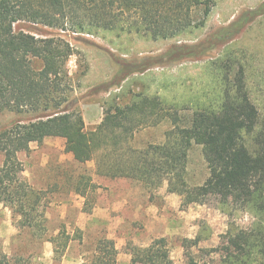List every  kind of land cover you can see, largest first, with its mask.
<instances>
[{"label": "trees", "instance_id": "1", "mask_svg": "<svg viewBox=\"0 0 264 264\" xmlns=\"http://www.w3.org/2000/svg\"><path fill=\"white\" fill-rule=\"evenodd\" d=\"M214 6L215 0H0V114L12 112L19 118L0 131V203L18 214L23 226L41 237L46 230L45 217L37 212L39 195L20 180L24 167L18 154L29 151L32 143L58 137L65 139V151L75 160L94 161L99 176L129 178L150 192L167 184V192L180 196L238 202L255 221L249 229L232 230L222 264H264V121L241 62L231 55L223 59V99L215 108L185 115L159 95L140 94L130 104L108 107L102 122L87 130L71 98L74 88L67 63L76 53L72 43L61 35L38 37L15 30L24 22L72 34L102 29L173 39L203 27ZM261 10L251 12L249 18L263 14ZM245 24H233L237 31L231 36ZM175 50L166 57L197 54L187 45ZM165 121L171 128L163 142L134 145L139 130ZM194 144L202 147L209 176L203 184L190 187L187 166ZM185 242L187 264H215L198 260L189 252L195 242ZM130 254L139 264H175L165 237L145 247L134 246ZM117 255L115 241L102 238L84 264H116ZM0 264H12L2 252Z\"/></svg>", "mask_w": 264, "mask_h": 264}, {"label": "rangeland", "instance_id": "2", "mask_svg": "<svg viewBox=\"0 0 264 264\" xmlns=\"http://www.w3.org/2000/svg\"><path fill=\"white\" fill-rule=\"evenodd\" d=\"M261 7L263 14L249 18ZM242 21L245 26L231 36L237 31L234 25ZM15 30L38 37L61 35L72 43L76 53L69 58L67 69L74 88L71 98L81 112L84 107L94 106L104 117L108 107L130 104L140 94L159 95L185 115L203 107L215 108L223 99L222 61L231 55L245 66L251 98L264 121V0H215L203 27L173 39L156 40L142 33L102 29L74 35L24 22L18 23ZM183 45L196 48L197 54L175 60L166 57ZM17 120L15 113H1L0 131ZM169 128L167 121L143 128L136 133L134 145L161 143ZM30 147L18 154L24 167L20 180L39 195L37 212L44 215L46 230L41 237L40 232L23 226L21 217L10 207L0 203V252L12 264H84L102 238L114 240L116 247L120 245L116 264H139L132 261L131 248L148 246L161 237L168 240L175 264L188 262L186 239L195 242L189 252L198 260L222 264L232 230L249 229L255 221L233 199L223 204L216 196L192 199L169 193L167 184L150 192L129 178H99L93 161L80 163L65 151L63 138H45ZM187 169L190 187L203 184L209 176L200 145L192 146ZM109 182L114 183L117 197L111 198L108 193ZM131 188L139 194L130 196ZM124 191L128 192L131 207L121 204ZM98 206H111L107 215L113 220L93 216ZM116 217L135 219L138 226L136 232L129 225L123 227L126 233L122 244L121 239L111 237L119 232ZM54 238L56 243L51 240Z\"/></svg>", "mask_w": 264, "mask_h": 264}, {"label": "crops", "instance_id": "3", "mask_svg": "<svg viewBox=\"0 0 264 264\" xmlns=\"http://www.w3.org/2000/svg\"><path fill=\"white\" fill-rule=\"evenodd\" d=\"M82 115L84 117L87 130L90 129V128H91V130L95 129L102 122V119H103V116L99 115L98 108L94 107V106L93 107H84L82 109ZM93 164H94V168H95V162L94 161H93ZM96 176L99 177V178L103 177V179L108 180V181H113V180H117V179L121 180V179L124 178V177H121V178H106L104 176H99L97 174H96ZM124 179H127V178H124ZM113 184L114 183L110 184V182L108 184V187H109L108 193H110L111 198H114L116 196ZM127 191H124L123 194L120 195V197L125 199L123 201L124 203H121V204H123L122 205L123 207H125V206L126 207H131V201H129L128 192ZM137 194H139V191L137 189L135 190V189L131 188L129 190V195L130 196L137 195ZM111 209H112L111 206H105V207L98 206V207L94 208L93 216H97L99 218H101L103 216L104 218L108 219L109 221H112L113 218L110 217L109 215H107L108 211L111 210ZM138 210L139 209H137V212H138ZM128 220L129 219H125L123 217L122 218L121 217H116V219H115V223L118 222V225L116 226V228H119L118 229L119 232L116 231L117 234H111V237H113V238L115 237L116 239H121L120 240L121 244L123 243L122 239H123V237H124V235L126 233V231L124 232L123 227H127L129 225L133 229L134 232H136L135 230L138 229L137 228L138 226L137 225L135 226V224L133 222V221H135V219L129 220V221ZM136 220H138V217H137ZM117 248H120L119 244H117Z\"/></svg>", "mask_w": 264, "mask_h": 264}, {"label": "built area", "instance_id": "4", "mask_svg": "<svg viewBox=\"0 0 264 264\" xmlns=\"http://www.w3.org/2000/svg\"><path fill=\"white\" fill-rule=\"evenodd\" d=\"M74 35H77L76 33H74Z\"/></svg>", "mask_w": 264, "mask_h": 264}]
</instances>
